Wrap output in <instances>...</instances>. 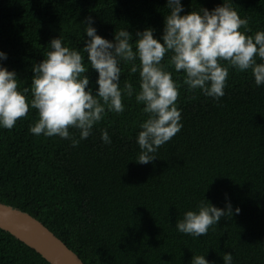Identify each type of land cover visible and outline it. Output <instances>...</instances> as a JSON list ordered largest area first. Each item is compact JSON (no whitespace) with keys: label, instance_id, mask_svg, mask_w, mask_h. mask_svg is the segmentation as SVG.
<instances>
[{"label":"trees","instance_id":"obj_1","mask_svg":"<svg viewBox=\"0 0 264 264\" xmlns=\"http://www.w3.org/2000/svg\"><path fill=\"white\" fill-rule=\"evenodd\" d=\"M220 2L181 0L183 12ZM231 6L248 18L251 32L264 29V0H233ZM167 12L165 0H0V50L7 53L0 63L30 87L31 66L51 37L82 46L86 16L108 39L121 27L135 38L137 29L150 26L159 37ZM120 67L121 86L128 80L138 88V73L123 62ZM85 75L95 90L96 71ZM173 79L180 83L182 127L151 163L131 161L145 118L134 93L122 99L124 111H106L76 146L30 133L31 107L12 128H0V204L40 222L83 264H190L192 253L223 264L225 251L233 264H264V84L256 86L250 71L229 67L224 94L214 100L189 90L182 70L173 71ZM101 128L111 143L100 140ZM69 131L78 138V130ZM225 194L238 214L221 217L202 236L176 230L185 210L203 198L223 208ZM0 264L49 263L0 229Z\"/></svg>","mask_w":264,"mask_h":264},{"label":"clouds","instance_id":"obj_2","mask_svg":"<svg viewBox=\"0 0 264 264\" xmlns=\"http://www.w3.org/2000/svg\"><path fill=\"white\" fill-rule=\"evenodd\" d=\"M232 2L221 0L211 9L201 6L183 12L181 0H165L168 12L159 37L150 26L137 29L135 38L121 27L108 39L98 34L93 18L86 16L81 23L82 46L70 47L59 34L51 37L43 58L31 66L30 87L20 86L15 69L0 63V128H12L31 107L36 117L29 125L30 133L56 135L76 146L106 111H124L122 99L134 93L145 118L138 123L139 152L131 161L151 163L158 147L182 127L176 103L180 83L173 79V71L182 70L189 90L199 89L214 100L224 94L229 67L250 71L256 86L264 84V29L251 32L248 18L241 17ZM6 58L7 53L0 50V61ZM122 62L129 65L130 73H138V88L128 80L121 86ZM90 68L97 73L95 90L85 75ZM70 128L78 130V138ZM100 140L111 143L104 128ZM233 212L238 214L240 207L233 208L227 194L223 208L203 198L175 220V228L192 237L202 236ZM222 261L233 264L232 253L225 251ZM190 264L215 262L205 254L192 253Z\"/></svg>","mask_w":264,"mask_h":264},{"label":"water","instance_id":"obj_3","mask_svg":"<svg viewBox=\"0 0 264 264\" xmlns=\"http://www.w3.org/2000/svg\"><path fill=\"white\" fill-rule=\"evenodd\" d=\"M0 229L34 250L49 264H83L40 222L18 209L0 204Z\"/></svg>","mask_w":264,"mask_h":264}]
</instances>
